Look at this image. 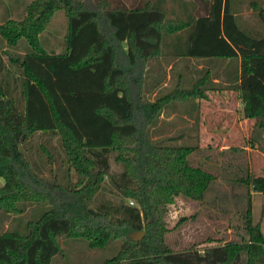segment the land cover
I'll return each mask as SVG.
<instances>
[{"label": "trees", "instance_id": "trees-1", "mask_svg": "<svg viewBox=\"0 0 264 264\" xmlns=\"http://www.w3.org/2000/svg\"><path fill=\"white\" fill-rule=\"evenodd\" d=\"M197 1L190 14L173 19L161 0L130 6L32 0L23 18L0 23L8 45L16 46L20 38L29 45L23 54L7 53L22 77L19 97L10 95L8 67L0 56V207L20 211L16 202L23 198L52 204L28 219L25 232L0 234V264H52L61 235L86 236L92 245L118 239V251L101 264H264V232L251 206V191L264 192V174L243 179L246 239L180 251L165 240L167 204L176 195L203 200L215 176L190 164L194 145H174L150 134L169 101L205 95L196 82L154 100L144 97L146 64L161 54L163 36H185L183 56L238 57L240 70L231 81L240 91L243 114L264 127V5L251 3L262 25L258 31L239 23L232 0ZM59 8L68 20L66 51L50 53L39 34ZM36 131L59 135L68 160L85 179L82 186H65L31 170L19 145ZM112 152L122 164L119 172L110 171ZM104 175L134 204L88 207ZM138 230L143 236L132 239L130 232Z\"/></svg>", "mask_w": 264, "mask_h": 264}, {"label": "rangeland", "instance_id": "rangeland-1", "mask_svg": "<svg viewBox=\"0 0 264 264\" xmlns=\"http://www.w3.org/2000/svg\"><path fill=\"white\" fill-rule=\"evenodd\" d=\"M32 0H0V23L7 19L18 20L25 16L28 4ZM112 4L133 5L140 0H110ZM252 1L264 5V0H232L239 23L251 30H258L262 25ZM167 17L178 19L194 11L199 6L197 0H161ZM159 5L160 2H159ZM67 16L61 8L51 15L40 38L47 52L63 53L66 51ZM177 33L163 36L161 54L148 59L146 99L154 100L159 95L180 88H191L199 72L193 70L190 58L175 55L170 44L180 39ZM6 46L5 49L3 47ZM29 49L24 38L16 46L6 43L0 36V51L4 55L8 70L5 80L8 82L10 95L19 97L22 89V77L18 68L7 60V53L23 54ZM231 67H234L232 64ZM156 77V81L155 78ZM226 79L227 82H224ZM200 85L201 90L208 85H215L219 90H211L210 97L203 100L194 121L188 111L190 98L183 101H169L161 109L159 121L150 128L155 139H163L174 145L191 144L195 149L188 155L191 165L199 166L215 177L212 180L203 200H194L182 195L174 196L167 204L165 220L168 231L166 243L173 250L199 249L219 245L230 240H241L248 237L244 224L247 189L243 179L247 174H264V127L257 125L255 118L243 114L242 104L236 85L227 78ZM157 86V88H154ZM227 88L228 90H225ZM233 89V91H230ZM221 102V103H220ZM199 113V114H198ZM179 137L181 138L179 140ZM31 170L46 180H55L62 185L75 183L82 186L85 179L79 176L74 164L68 160L56 133L36 131L22 139L19 145ZM110 171L119 172L122 164L114 158V152L108 153ZM81 178V179H80ZM4 178L0 176V186ZM253 219L260 221L264 232V192L251 191ZM121 203H130V198L121 195L111 183L108 175L99 181V186L87 202L88 207L97 209L107 206L112 210ZM16 204L19 210H4L0 207V234L6 230L26 231L28 219L51 208V203L44 201L19 199ZM117 215L114 214V217ZM182 218L181 220H179ZM134 237L140 233L130 232ZM142 237V236H141ZM140 237V238H141ZM60 251L53 255L52 264H101L112 257L119 248L118 239L112 238L104 245H92L86 236L58 237ZM124 264V261H122Z\"/></svg>", "mask_w": 264, "mask_h": 264}, {"label": "crops", "instance_id": "crops-1", "mask_svg": "<svg viewBox=\"0 0 264 264\" xmlns=\"http://www.w3.org/2000/svg\"><path fill=\"white\" fill-rule=\"evenodd\" d=\"M170 46H171L173 52H175V55L190 58L191 62H193V64H194L192 67L193 70L195 72L200 73L199 76L195 79L194 83L200 82L202 85V83L205 84V83L209 82V78H211V80H213L214 82H218V83L220 81H222L221 78H224V79L227 78V79L232 80V76L234 74L238 73L240 70L239 69L240 68V65H239L240 59L238 57H236V58H219V57H194V56L180 55V53L185 50V36L182 40L178 39V40L173 41L170 44ZM5 48H6V46L3 47V49H5ZM4 55L6 56V54H4L0 51V56L5 62L6 60L4 58ZM232 64L234 65V67H231ZM148 68H149V66L147 65L145 68V73H144V82H143V90L144 91L147 88L145 85V82L148 79L147 78ZM153 79H155V81H156V77ZM224 82H227L226 79L224 80ZM154 88H157V86H154ZM214 88H215V85L206 84V87L204 89L205 95L190 98V107H188V111L193 112V114L190 115L191 117L196 116L197 112H199V113L201 112L200 107L203 105V100H206L210 97V91L214 90ZM224 89L228 90L227 88H224ZM236 89H237V91H239L238 87ZM215 90H219V89L215 88ZM230 91H233V89H230ZM239 96H240V91H239ZM238 98H240V97H238ZM241 104H242V101H241ZM190 121H194V117H193V119H190ZM152 127H154V126H152ZM180 139L181 138L179 137V140Z\"/></svg>", "mask_w": 264, "mask_h": 264}, {"label": "water", "instance_id": "water-1", "mask_svg": "<svg viewBox=\"0 0 264 264\" xmlns=\"http://www.w3.org/2000/svg\"><path fill=\"white\" fill-rule=\"evenodd\" d=\"M136 233L137 232H139L140 233V236L139 237H134L133 235H131V238L132 239H138V238H140L141 236H143V234H144V230H138V231H135Z\"/></svg>", "mask_w": 264, "mask_h": 264}, {"label": "built area", "instance_id": "built-area-1", "mask_svg": "<svg viewBox=\"0 0 264 264\" xmlns=\"http://www.w3.org/2000/svg\"><path fill=\"white\" fill-rule=\"evenodd\" d=\"M133 203V201H131Z\"/></svg>", "mask_w": 264, "mask_h": 264}]
</instances>
